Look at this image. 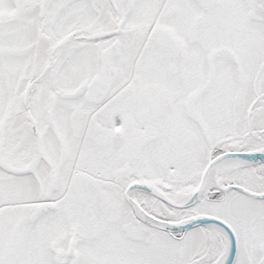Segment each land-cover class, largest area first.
Segmentation results:
<instances>
[{"label": "snow or ice", "instance_id": "snow-or-ice-1", "mask_svg": "<svg viewBox=\"0 0 264 264\" xmlns=\"http://www.w3.org/2000/svg\"><path fill=\"white\" fill-rule=\"evenodd\" d=\"M0 264H264V0H0Z\"/></svg>", "mask_w": 264, "mask_h": 264}]
</instances>
